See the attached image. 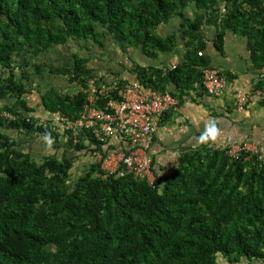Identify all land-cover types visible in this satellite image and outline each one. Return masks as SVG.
<instances>
[{
  "label": "trees",
  "instance_id": "1",
  "mask_svg": "<svg viewBox=\"0 0 264 264\" xmlns=\"http://www.w3.org/2000/svg\"><path fill=\"white\" fill-rule=\"evenodd\" d=\"M174 16L193 43L206 24L215 28L219 50L228 31L248 36L259 78L244 107L257 95L264 109V0H0V264H264V154L234 157L231 144L210 139L184 151L171 172L160 173L152 155V184L125 169H102L96 151L130 150L120 135L104 143L92 128L75 135L69 127L89 95L99 96V108L119 98L115 90L99 91L114 79L162 91H171V82L182 99L202 81L203 68H217L198 55L204 42L166 72L133 59V49L145 58L176 47L175 34L159 31ZM50 52L61 62L43 61ZM124 55L133 61L122 66L132 79L119 68ZM48 76H64L70 87L42 90ZM35 93L39 109L29 101ZM36 136L65 151L38 157Z\"/></svg>",
  "mask_w": 264,
  "mask_h": 264
},
{
  "label": "crops",
  "instance_id": "2",
  "mask_svg": "<svg viewBox=\"0 0 264 264\" xmlns=\"http://www.w3.org/2000/svg\"><path fill=\"white\" fill-rule=\"evenodd\" d=\"M196 13V6L191 4L187 12L188 17L194 19ZM159 31L163 36L175 34L178 38L177 45L172 51L159 52L157 57H145L144 65L171 69L173 64L177 66L185 62L189 52L194 50L196 45L204 42L203 56L209 57L210 64L221 72L233 76L228 79L229 87L220 96L208 94L202 91L204 90L202 87L196 88L194 85L190 95H185L182 99L178 98V108L166 113L163 123L152 137L151 154L155 159L156 167L162 168L160 173L173 171L177 168L179 157L184 151L191 150L210 139L216 146L254 140L264 151V109L258 104L259 96H253L252 101L243 108H238L237 105L239 93L245 96L250 94L259 78V71L254 68L251 60L248 36L228 31L224 36L222 50H219L214 43L215 28L206 24L201 29L200 39H196L193 43L182 32L179 16H174L163 23ZM114 65L113 63L109 64L110 68L108 65L107 69L102 68L110 72ZM127 74L123 76L133 78L130 73ZM48 77L41 85L42 90L52 84L64 89L70 87L64 76L49 77L54 81L53 83ZM168 88L171 91L176 90L175 84L171 82ZM257 94L259 95L260 92L257 91ZM35 95L29 101L39 109V96L36 93ZM41 114L43 115V112ZM32 139L35 140L33 153H42V151L44 153L50 147L37 136ZM38 141L40 147H37ZM25 147L30 150L29 145ZM54 150V154H62L65 147L61 146Z\"/></svg>",
  "mask_w": 264,
  "mask_h": 264
},
{
  "label": "built area",
  "instance_id": "3",
  "mask_svg": "<svg viewBox=\"0 0 264 264\" xmlns=\"http://www.w3.org/2000/svg\"><path fill=\"white\" fill-rule=\"evenodd\" d=\"M203 54L202 50L198 53L199 56ZM175 67L176 64H173L172 68ZM163 69L167 71V68ZM202 73V81H197L194 85L196 88L203 87L213 96H220L230 85V81L217 68L205 67ZM260 75L264 79V65ZM119 85V80L114 79L99 90L101 95H107L112 90L117 91L119 95V98L108 100L104 108L96 106L99 96L89 95L81 116L76 121L70 122L69 127L75 135L83 128H92L95 138L104 143L120 135L130 145V150L110 152L106 156L96 151L95 158L102 163V169L108 174L125 169L126 172L154 184L157 176L152 167L153 158L150 153L152 137L158 131L165 113L178 108L179 99L169 90L146 87L138 81ZM96 90L97 87L93 86L91 91L94 93ZM245 100L246 96L239 93L238 108H243ZM3 115L7 118H15L9 112H3ZM39 118L41 123L46 124L45 117ZM52 120L65 121L62 116H54ZM241 151L261 156L264 154L258 142L254 140L230 145L229 152L232 156L238 157Z\"/></svg>",
  "mask_w": 264,
  "mask_h": 264
},
{
  "label": "rangeland",
  "instance_id": "4",
  "mask_svg": "<svg viewBox=\"0 0 264 264\" xmlns=\"http://www.w3.org/2000/svg\"><path fill=\"white\" fill-rule=\"evenodd\" d=\"M104 41H106L108 43V51L105 53L106 55L108 54H111L110 51L112 50V44L107 40L105 39ZM54 50V49H53ZM55 55H57L56 53L54 52H50L48 54H46L45 56L42 57V60L45 61V62H61V58L60 57H56ZM120 56H123V53H120L117 57L114 58L113 62H110L109 64H118V61L116 59H122ZM132 57L133 59L136 61V62H141L143 64L144 61H146V59L144 57H142L141 53L139 52L138 49H133V53H132ZM109 58V57H108ZM131 64H133V61L129 58H127V56L124 55V60L121 62L119 68L122 69L123 71V74H127V70L125 68H123L122 66L125 65V67H129ZM115 65V66H116ZM128 75V74H127ZM49 78V77H48ZM50 80V78H49ZM51 82H54L53 80H51ZM51 86V85H50ZM34 90V89H33ZM34 92V91H33ZM31 97L33 96H36L35 94L34 95H30ZM32 139V138H31ZM32 142L34 143L35 140L32 139ZM39 142V141H38ZM38 142H36L37 144V147H40V142L38 144ZM42 151V150H41ZM55 150H54V146H50L49 148H47L44 153L42 151V153L40 152H37V155L38 157H43V155L45 154H48V153H54ZM89 160H92V157L91 156H88V157H82L81 159H79V161L76 163L75 165V168H74V173L75 174H79L80 171L83 169L82 168V164L83 162L85 163H88L87 161Z\"/></svg>",
  "mask_w": 264,
  "mask_h": 264
},
{
  "label": "clouds",
  "instance_id": "5",
  "mask_svg": "<svg viewBox=\"0 0 264 264\" xmlns=\"http://www.w3.org/2000/svg\"><path fill=\"white\" fill-rule=\"evenodd\" d=\"M223 7V12H225L226 11V9H225V7L224 6H222ZM167 68V67H166ZM222 73V72H221ZM228 79V78H227ZM197 82V81H196ZM205 90V89H204ZM206 91V90H205Z\"/></svg>",
  "mask_w": 264,
  "mask_h": 264
}]
</instances>
